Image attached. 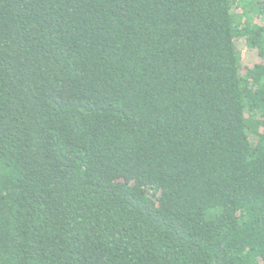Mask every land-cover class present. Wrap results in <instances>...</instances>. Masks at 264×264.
<instances>
[{"label":"trees","instance_id":"1","mask_svg":"<svg viewBox=\"0 0 264 264\" xmlns=\"http://www.w3.org/2000/svg\"><path fill=\"white\" fill-rule=\"evenodd\" d=\"M0 264H264V0H0Z\"/></svg>","mask_w":264,"mask_h":264},{"label":"rangeland","instance_id":"2","mask_svg":"<svg viewBox=\"0 0 264 264\" xmlns=\"http://www.w3.org/2000/svg\"><path fill=\"white\" fill-rule=\"evenodd\" d=\"M238 46H239L240 48L242 47V49L245 48L244 43H243V40H239V41H238ZM244 54H246L247 57L249 58V54H248V53L245 52Z\"/></svg>","mask_w":264,"mask_h":264}]
</instances>
